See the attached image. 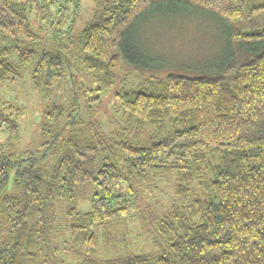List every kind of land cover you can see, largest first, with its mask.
<instances>
[{
    "label": "trees",
    "instance_id": "obj_1",
    "mask_svg": "<svg viewBox=\"0 0 264 264\" xmlns=\"http://www.w3.org/2000/svg\"><path fill=\"white\" fill-rule=\"evenodd\" d=\"M73 1L0 0V86L20 68L41 95L67 86L76 96L80 69L116 87L111 109L97 96L86 101L103 105L116 129L102 134L71 97L69 110L58 102L42 113L40 149L0 145V264H65L52 246L62 203V245L82 252L76 264H264V0H100L76 33L61 28ZM170 5L219 24L222 60L196 76L166 65L149 73L155 67L135 50V33ZM20 114L0 98V132L13 137ZM171 175L168 204L141 207ZM80 186L94 189L88 212L75 208ZM131 209L153 228L151 253L114 243L111 231ZM98 227L115 256L97 257Z\"/></svg>",
    "mask_w": 264,
    "mask_h": 264
},
{
    "label": "rangeland",
    "instance_id": "obj_2",
    "mask_svg": "<svg viewBox=\"0 0 264 264\" xmlns=\"http://www.w3.org/2000/svg\"><path fill=\"white\" fill-rule=\"evenodd\" d=\"M100 0H74L67 3V13L64 16V23L61 28L66 29L72 24V32H79L85 24L90 20L95 4ZM76 14H72L74 6ZM163 12L154 13L152 16H145V20L137 29L134 37L135 50L145 56L147 60L156 68L149 73L160 76L164 70L163 66L173 71V73L186 74L196 76L201 72L203 67L213 65L216 58H224L226 48L224 43V32L219 24L205 16L175 8L170 5L162 10ZM31 18H33L30 15ZM71 22V23H70ZM46 30V29H45ZM221 59V60H222ZM157 65L161 67L158 70ZM20 78L13 83L0 86V98L5 102H9L21 109V114L16 118L17 133L10 137L7 132H0V145L5 151L13 153H21L23 151H37L40 149L41 139L39 134V125L42 113L52 104L63 103L69 110L73 101L81 106L80 114L83 119H93L98 130L108 135L110 131L116 129L115 120L103 113L99 108L97 101L86 102L91 97L106 99L105 105L109 109L115 104L113 96L115 88L104 89L96 82L89 78L80 69H75L74 74L81 80L82 88L78 86L76 96L70 95L65 91L68 87L64 86L63 91L59 94L52 93L45 97L32 85L30 81L29 71L20 69ZM160 72V74H159ZM148 73V72H147ZM87 90H90L88 92ZM85 91V93H82ZM59 99V101H58ZM87 105L91 107L88 109ZM79 111V110H78ZM174 177L171 175L166 180L157 182L152 186L149 192L148 200L141 197V207L146 205L157 206L155 200L160 199L163 205L168 204V197L172 193V184ZM94 192L91 186H80L76 189L75 208L79 212H88L90 210V197ZM159 204V203H158ZM66 204L62 203L57 206L56 215L57 223L53 232L52 246L56 248V257L63 259L65 264H76L78 258L82 254L79 251L76 254L65 252L62 243L68 240L67 219L63 216V210ZM131 218L127 223H121L115 232L111 231L114 243L117 242V248H131L134 253H151V238L153 236V228L144 226L146 219L138 215L134 209H131ZM107 228H95V233L99 237L100 248L97 251V257H113L116 250L103 247L102 240L104 232Z\"/></svg>",
    "mask_w": 264,
    "mask_h": 264
}]
</instances>
